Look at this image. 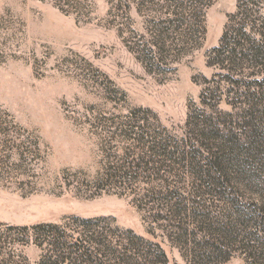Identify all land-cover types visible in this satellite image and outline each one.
<instances>
[{
    "label": "rangeland",
    "instance_id": "rangeland-1",
    "mask_svg": "<svg viewBox=\"0 0 264 264\" xmlns=\"http://www.w3.org/2000/svg\"><path fill=\"white\" fill-rule=\"evenodd\" d=\"M243 1L234 23L242 0H0V264L93 249L92 218L117 251L82 264H264V156L199 171L264 138V58L212 52L232 21L264 48V0Z\"/></svg>",
    "mask_w": 264,
    "mask_h": 264
},
{
    "label": "trees",
    "instance_id": "trees-1",
    "mask_svg": "<svg viewBox=\"0 0 264 264\" xmlns=\"http://www.w3.org/2000/svg\"><path fill=\"white\" fill-rule=\"evenodd\" d=\"M190 1L192 2V4L196 6H199L201 4L205 6H209L213 3L214 0H190ZM243 3H245V1L242 0V5L241 3L238 5L237 13L232 16V18L236 19L234 20V23H237L238 20H245L250 16L247 13L246 7L243 6ZM196 11L197 10L195 9V12H194L195 15L198 13ZM257 20L258 19H256L255 21ZM238 24H239V27L237 28L233 26V21L232 23L230 22L228 24L223 34L221 44L215 47L214 50L212 51L214 53L215 60H217L218 62V65L224 64L225 58L231 59L233 62H236L237 64H240V62L237 61L238 59L240 61H249L252 64H255V63H259L260 61H262L261 58H264V56H262L264 54L263 46L256 43L255 40H253V35L251 34L252 32L251 29L253 28V25L251 23H247V21H245V23H238ZM259 27H260L259 28L260 30L258 31V34H260L261 36H264V22L261 25L259 24ZM241 38L246 43L239 41ZM236 39L238 41H236ZM244 45L246 46L247 50L238 51L241 48V46H244ZM226 51H228V54H229L228 57H224V53ZM237 52H240L241 55H238ZM263 70L264 69L260 67L259 71H256V72L253 71V73L257 74L259 72H262ZM255 81L259 82L258 80H255ZM230 82L232 83V85L230 87L229 93H231V91L233 93L232 95H229L227 93L228 95L227 101L228 103H231L232 105L236 107H239L240 106L239 104L243 102L242 97L247 96L248 92H245V94L241 93L240 95H238V92H236L237 91L236 86L239 87V85L241 84L240 81L231 80ZM203 102L210 104L206 100H203ZM207 106L209 107V105ZM159 128L161 131L159 133L168 137L169 132L171 131L166 127L159 126ZM254 128L255 129L252 131V134L244 138L245 142H241L242 139L240 140L239 138L233 139V143L229 147H225V150L226 148H228L229 152L223 153L222 156L217 157L215 161H211L209 163L210 168L207 170L204 169V167L201 165V167H199V171L206 173V175H208L209 177H212L213 168H222L221 175L225 177L226 179H228V181H231L232 179L231 176L229 177V173H228L229 170L236 173L239 176L240 170L248 166L247 164L250 163L249 162L250 159H256L257 157L264 156V155H261L264 153V138L262 137L263 135L259 133L260 129L256 127ZM163 148L166 151V147H163ZM224 154H227V156ZM104 220L105 218L81 219L83 227H81L82 225H79V228H83L82 229L83 232H91L90 238L92 237L93 240L90 239L89 243H91V245H94L93 249L83 245V249L81 247H78L79 248L78 253H75V251H72L70 249L71 247L67 243H61V242L51 243L52 247L50 251L53 253H58V254H56L55 258L53 259L52 257H49L48 259L49 263H46V264H60L64 260H70V263H74V264H82L83 262L92 261L93 252L101 253L104 251H108V252L117 251L116 248L113 247L115 245H112L111 243H106L104 240L96 237V235H102L103 231L106 229L105 226L101 225L102 221ZM51 228L53 229L54 233L60 236H63L66 234V231L64 230L65 227L62 228L59 225H54V226H51ZM72 229L76 230V228H72ZM115 229H118V227H116ZM127 232L131 234L133 233L132 230H127ZM134 237L136 239L138 238L141 239V237L138 236L137 234ZM80 241H83V238L81 237V235H80ZM86 242H88V240H86ZM67 249H69L68 250L69 255L65 256L62 253ZM64 254H67V253H64ZM161 256L163 258V263L169 264L168 257L164 253V251H162Z\"/></svg>",
    "mask_w": 264,
    "mask_h": 264
}]
</instances>
